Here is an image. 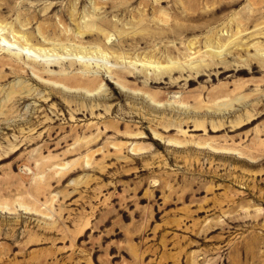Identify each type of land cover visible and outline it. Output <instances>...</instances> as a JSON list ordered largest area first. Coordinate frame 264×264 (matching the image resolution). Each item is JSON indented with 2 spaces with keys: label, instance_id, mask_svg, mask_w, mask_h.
Listing matches in <instances>:
<instances>
[{
  "label": "rangeland",
  "instance_id": "374dc122",
  "mask_svg": "<svg viewBox=\"0 0 264 264\" xmlns=\"http://www.w3.org/2000/svg\"><path fill=\"white\" fill-rule=\"evenodd\" d=\"M0 34V264H264V0H0Z\"/></svg>",
  "mask_w": 264,
  "mask_h": 264
},
{
  "label": "bare ground",
  "instance_id": "6f19581e",
  "mask_svg": "<svg viewBox=\"0 0 264 264\" xmlns=\"http://www.w3.org/2000/svg\"><path fill=\"white\" fill-rule=\"evenodd\" d=\"M3 28V27H2ZM98 28V27H97ZM99 30V29H98ZM101 30V29H100ZM2 31V30H1ZM102 31V30H101ZM15 32V31H14ZM12 33L13 35H15V33ZM105 33V32H104ZM3 36V37H2ZM1 36V34H0V49H7V50H11V48L15 45V43L13 42H10L7 38H5L4 36L5 35H2ZM14 37H17V36H14ZM24 38V36L23 37H19V39H23ZM23 40H25V38L23 39ZM230 40V39H229ZM24 45H25V43H24ZM19 47V46H18ZM212 46H209V48H211ZM22 48V47H21ZM213 48V47H212ZM192 49V48H191ZM26 50H28L26 47L25 48H23V51H26ZM36 51H39V52H46V50L44 51L43 49H35ZM82 50L83 49H81L80 51H78V54H80V52H82ZM55 51V50H54ZM90 52V51H89ZM88 52V53H89ZM211 53H213L214 51H210ZM197 53H199V51L198 52H195V54H197ZM214 53H216V52H214ZM90 54V53H89ZM213 56V55H212ZM85 57V56H84ZM149 63V62H148ZM150 64V63H149ZM169 64L170 65H173L174 66V64H172V63H170L169 62ZM176 66V65H175ZM179 66H181V65H179ZM212 66H214V64H212ZM161 68H163V65L161 66ZM172 68V67H171ZM170 69V68H169ZM169 69H168V71L166 70V72H169ZM177 69V68H176ZM179 70V69H178ZM171 71L172 70H170V74H171ZM163 74V73H162ZM1 79V78H0ZM171 142H173V141H171ZM143 149L141 148V149H139L138 151H142ZM135 152L137 151V150H134ZM6 206V205H5ZM27 210V209H26Z\"/></svg>",
  "mask_w": 264,
  "mask_h": 264
}]
</instances>
